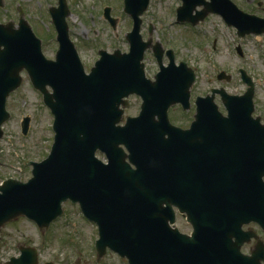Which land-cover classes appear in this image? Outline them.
Masks as SVG:
<instances>
[{
	"label": "water",
	"instance_id": "water-1",
	"mask_svg": "<svg viewBox=\"0 0 264 264\" xmlns=\"http://www.w3.org/2000/svg\"><path fill=\"white\" fill-rule=\"evenodd\" d=\"M149 1L126 0L125 9L136 21L129 37L131 52L103 51L90 74L69 37L66 0L52 10L60 41L56 61L46 58L40 39L23 18L19 27L0 24V138L10 117L7 97L21 85L24 69L54 114L56 132L50 156L34 163V177L28 183L10 179L0 187V228L21 216L48 227L63 214L62 202L70 199L98 224L99 257L110 248L130 264H261L262 243L252 256L240 252L250 235L242 225L254 220L264 226V206L250 199L246 208L244 193L255 182L251 191L258 193L259 169L249 166L239 134L233 133L260 127L251 118L241 124L224 117L213 104L214 96L197 100L190 129L170 122V106L189 103L195 74L185 63L176 67L172 57L156 82L145 78L143 48L137 47L134 36ZM184 1L179 17L187 5L204 3ZM210 7L205 13L229 15V23L241 33L264 31L263 21L255 16L232 17L237 11L229 0H216ZM157 56L161 60L162 51ZM134 93L143 99L141 114L128 117L122 126L127 98ZM252 97L253 90L241 98L223 95V101L235 103L238 114L248 101L249 107L243 108L250 115ZM29 122V118L23 122L24 133ZM258 146L256 140L253 148ZM97 150L106 154L108 164L96 157ZM175 207L186 211L181 213L193 225L191 235L175 225ZM8 264H38L37 251L23 247L21 257Z\"/></svg>",
	"mask_w": 264,
	"mask_h": 264
},
{
	"label": "rangeland",
	"instance_id": "rangeland-1",
	"mask_svg": "<svg viewBox=\"0 0 264 264\" xmlns=\"http://www.w3.org/2000/svg\"><path fill=\"white\" fill-rule=\"evenodd\" d=\"M234 1L247 11L264 16V0ZM124 2L68 0L70 34L88 71L99 58V49L109 52L117 48L129 50L126 36L132 31L133 20L124 11ZM181 4V0H152L142 16L141 33L144 40L151 38L153 44L159 42L165 50L173 49L177 62L186 61L195 69L197 80L192 88L193 101L198 95L210 93L214 87H225L230 93L244 92L246 85L239 71L244 68L258 82L256 101L264 105V35L240 38L235 29L227 27L215 15H211L206 23L194 26L195 29L189 24L182 25L176 21L177 7ZM51 5L57 6L58 0H0V22L13 20L18 23L22 8L25 17L44 37L46 56L53 58L58 47L51 36L55 31L49 14ZM106 6L112 8L110 16L116 18L115 26L104 16ZM238 46L243 49V56L238 54ZM146 56L147 73L153 76L159 66L151 50ZM165 61L168 63L166 56ZM221 70L230 74L228 81L218 80L217 74ZM130 102L126 115H137L141 99L130 97ZM7 108L11 117L4 124L1 141L0 183L9 177L26 181L32 175L29 162H41L50 153L54 138L53 115L26 74L23 86L10 95ZM193 111H183L178 105L171 112V118L179 125L190 124ZM27 116L31 123L24 135L22 123ZM64 209V214L45 230L24 217L3 226L0 230V264L20 254L19 244L37 247L39 264H128L125 258L110 251L98 258L94 246L98 238L96 224L81 215L78 204L67 203ZM177 226L183 232L191 231V226L181 217Z\"/></svg>",
	"mask_w": 264,
	"mask_h": 264
},
{
	"label": "flooded vegetation",
	"instance_id": "flooded-vegetation-1",
	"mask_svg": "<svg viewBox=\"0 0 264 264\" xmlns=\"http://www.w3.org/2000/svg\"><path fill=\"white\" fill-rule=\"evenodd\" d=\"M262 123H264V119H262ZM244 229L245 230H251V229L255 230L254 233L256 236H253L249 240L245 241V243L243 244L242 249H241V251L244 254H250L256 248V244H257L258 240H262V241L264 240V230L254 223L244 225ZM21 246L22 245L19 244V250H20Z\"/></svg>",
	"mask_w": 264,
	"mask_h": 264
}]
</instances>
